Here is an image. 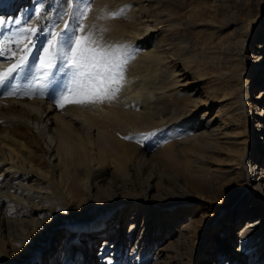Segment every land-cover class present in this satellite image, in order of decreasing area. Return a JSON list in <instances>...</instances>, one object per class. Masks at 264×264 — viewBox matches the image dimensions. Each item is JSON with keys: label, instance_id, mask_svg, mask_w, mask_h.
Returning a JSON list of instances; mask_svg holds the SVG:
<instances>
[{"label": "bare ground", "instance_id": "1", "mask_svg": "<svg viewBox=\"0 0 264 264\" xmlns=\"http://www.w3.org/2000/svg\"><path fill=\"white\" fill-rule=\"evenodd\" d=\"M44 1L0 0V18L50 27ZM202 15L210 40L192 49ZM91 25L134 53L115 101L0 96V264H264V0H93ZM212 102L217 119L200 114ZM199 200L212 213L177 219Z\"/></svg>", "mask_w": 264, "mask_h": 264}, {"label": "snow or ice", "instance_id": "2", "mask_svg": "<svg viewBox=\"0 0 264 264\" xmlns=\"http://www.w3.org/2000/svg\"><path fill=\"white\" fill-rule=\"evenodd\" d=\"M92 2L65 0L50 27L24 26L27 22L19 19L0 18V61L8 64L0 70V96L22 99L49 95L58 106L112 103L118 98L127 83L126 69L134 53L130 45L105 41L106 28L99 32L96 25L85 28ZM127 8L102 10L99 19H118ZM33 15L42 18V7L38 6ZM59 23L63 29L56 31ZM8 24L17 27L5 32ZM41 32L45 33L44 44L34 53ZM18 52L23 54L17 56Z\"/></svg>", "mask_w": 264, "mask_h": 264}, {"label": "rangeland", "instance_id": "3", "mask_svg": "<svg viewBox=\"0 0 264 264\" xmlns=\"http://www.w3.org/2000/svg\"><path fill=\"white\" fill-rule=\"evenodd\" d=\"M169 1H171V0H169ZM44 2H45V4L43 5L44 8L41 6L42 7V14H43L42 15V18H45L48 22H50L51 20H53L54 18H56V14L57 13H56V8H55V3L52 0H47V2L46 1H44ZM20 10H21L20 8L16 9V11H18L17 13H19ZM53 11H55V12H53ZM34 17L35 16H33V18ZM3 19H5V18H3ZM210 25L211 24H209L207 22L206 17L203 16V15L202 16H198V17L195 16L193 18L191 24H189V27H188L189 34L191 35V38L193 40V48L192 49H195L196 47H201L204 42H206L207 40H210L208 38L210 36V33L209 32L212 31V30H208V26H210ZM224 34H225V31H223V29H222V30L218 31V34L217 35H221L222 36ZM219 38L220 37H215V40H218ZM251 43L252 42H250V44ZM250 44H249V46H251ZM180 69L182 70V68H180ZM181 73H184V72H181ZM183 75H184V77L186 76V74H183ZM184 77H182V78H184ZM192 78H193V75L192 74H189V76L187 78L185 77V80L183 81L184 82L183 84L186 87L188 86L187 87L188 89H193V88L196 87V82L193 81ZM198 91H199V93L196 96H198L200 94L202 95V90H198ZM255 95H256V93L252 89L251 90V93H250V97H251L250 98V101H249L250 103L255 102V101L258 100V97L256 99L253 98ZM218 106L219 105L217 104V102H212L209 107H203V108H201L200 114H202L204 112H208L210 114L209 117H215L216 118L215 113L216 112H220L219 109H218ZM207 116H208V114H207ZM219 184L220 183H219V181L217 179H212V186H211L212 189H214V187H217ZM212 204H215V203H212ZM218 204H220V203H218ZM210 205H211L210 203L205 202L204 200H199V201H197L196 204H188V205H186L188 211H186L185 214H183V216L181 218H177V219L178 220L179 219H182L184 216H186L187 218L189 216H191L192 218H195L197 221H202V217H205V216L207 217V215H209L210 212L212 213V210L211 209H213V207L210 206ZM192 206H193L194 209L191 212L190 209H191ZM213 206L215 207V205H213ZM243 212H244V210H243ZM191 214H193V215H191ZM101 216L102 217H105V220L110 218V215L109 214L108 215L107 214H103ZM131 221L132 220L130 218V215H128V217L123 222L122 226L118 222L115 223V224H117L116 227H115V229L117 228V231H120V229H123L124 230V229H126V228H128L130 226ZM173 225L175 226V224H173ZM217 226H218L217 223H213L212 226L208 230L209 231L212 230V229L214 230V229L217 228ZM210 238H211V234L209 233L207 235V237L204 239V243H206V241H208ZM194 242H195L194 244L198 246L199 243H201V239L200 238H194ZM100 245H101V243H100ZM98 248H99V244H98V246H96L95 251ZM203 250H206V249L203 248ZM45 253L47 255L49 254L48 248L41 251V255H43ZM200 254L201 253L198 252V257L196 258V260L199 259ZM61 255H65V252L63 254H61ZM66 255H67V253H66ZM54 263L56 264V262H51L50 264H54ZM133 263H134V261L133 262H130L129 264H133ZM76 264H92V260L91 259H87L86 261H84V260L80 259L78 262H76Z\"/></svg>", "mask_w": 264, "mask_h": 264}]
</instances>
